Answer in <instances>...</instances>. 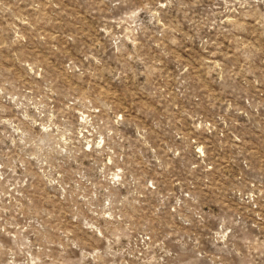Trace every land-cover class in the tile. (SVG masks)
Instances as JSON below:
<instances>
[{"label":"rangeland","instance_id":"1","mask_svg":"<svg viewBox=\"0 0 264 264\" xmlns=\"http://www.w3.org/2000/svg\"><path fill=\"white\" fill-rule=\"evenodd\" d=\"M0 264H264V0H0Z\"/></svg>","mask_w":264,"mask_h":264}]
</instances>
